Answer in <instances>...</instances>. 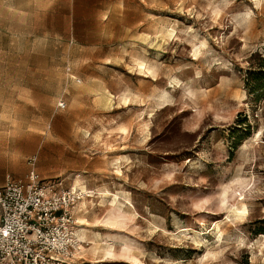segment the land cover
I'll return each instance as SVG.
<instances>
[{
  "label": "rangeland",
  "instance_id": "rangeland-1",
  "mask_svg": "<svg viewBox=\"0 0 264 264\" xmlns=\"http://www.w3.org/2000/svg\"><path fill=\"white\" fill-rule=\"evenodd\" d=\"M252 55L264 0H0V185L35 168L91 192L67 264H264Z\"/></svg>",
  "mask_w": 264,
  "mask_h": 264
},
{
  "label": "built area",
  "instance_id": "built-area-1",
  "mask_svg": "<svg viewBox=\"0 0 264 264\" xmlns=\"http://www.w3.org/2000/svg\"><path fill=\"white\" fill-rule=\"evenodd\" d=\"M80 197L61 177L41 179L35 168L26 180L8 177L0 186V264H67L79 243Z\"/></svg>",
  "mask_w": 264,
  "mask_h": 264
},
{
  "label": "bare ground",
  "instance_id": "bare-ground-1",
  "mask_svg": "<svg viewBox=\"0 0 264 264\" xmlns=\"http://www.w3.org/2000/svg\"><path fill=\"white\" fill-rule=\"evenodd\" d=\"M163 32V31H162ZM175 32V31H174ZM168 34V36H171V35H173V32H168L167 33ZM166 35V34H165ZM194 45V44H193ZM194 54V53H193ZM195 55V54H194ZM138 64V66H140V67H142V68H145L146 67V63H144V62H138L137 63ZM146 69V68H145ZM147 69H148V71L149 72H151L154 76H155V73H154V71H152V69L151 68H149V66L147 67ZM146 69V70H147ZM101 100H105L106 101V103H107V105L108 104H110L111 102H112V94L110 93V92H108V91H104V92H102L101 93ZM166 99V98H165ZM150 121V120H149ZM147 124V123H146ZM146 126V125H145ZM149 127V126H148ZM145 128V127H144ZM145 130V129H144ZM150 130V129H149ZM100 133V132H99ZM106 133V132H105ZM108 134H110V133H108ZM112 134V133H111ZM110 134V135H111ZM109 138V137H108ZM102 140V139H101ZM103 143H105L104 142V139H103ZM107 143V142H106ZM84 184V183H83ZM81 188V190H82V195H83V193L85 192V193H91L90 191H87L86 190V188L84 187V186H82L81 184H80V182L79 181H77L76 182V186L74 187L75 188V190H77V188ZM73 189V188H72ZM74 190V191H75ZM109 193V192H108ZM107 192H100V194H101V198H104L105 196H106V194H108ZM89 197L91 196L90 194L88 195ZM244 199V197L242 198V200ZM95 203V202H94ZM82 205H85L86 204V201L84 200L82 203H81ZM90 208H91V206H90ZM231 213L232 214H234V215H236L238 218H244L245 216H247L248 214H249V209H248V207H247V205L245 204V203H241L239 206H237L236 207V209H233V210H231ZM231 217V215H228L227 217H226V220L227 219H229ZM79 221H80V223H81V226H90V222H89V220H87V219H85V218H79ZM228 221V220H227ZM223 223H224V220H219V221H217L216 222V224H215V226L217 227V229H218V239H217V243H218V248H221L222 246H223V244L225 243V237H224V234H223V232H222V230H221V228H220V226H221V224L223 225ZM217 232V231H216ZM196 235V234H195ZM263 238H264V234L263 235H261ZM77 238H78V241H80V242H82L80 239H79V237H78V234H77ZM243 241H245L244 239H243ZM255 241V240H254ZM262 242V241H261ZM216 243V244H217ZM247 243V242H246ZM97 244V243H96ZM226 244V243H225ZM245 244V243H244ZM248 244V243H247ZM259 244V240H256V242H253V245L252 246H255V245H258ZM259 246V245H258ZM261 246V247H260ZM259 247L261 248L260 249V251H262V252H264L263 251V249H262V247L264 248V244L263 245H260ZM258 247V248H259ZM255 248V247H254ZM257 249V248H256ZM257 251V250H256ZM258 252V251H257Z\"/></svg>",
  "mask_w": 264,
  "mask_h": 264
},
{
  "label": "trees",
  "instance_id": "trees-1",
  "mask_svg": "<svg viewBox=\"0 0 264 264\" xmlns=\"http://www.w3.org/2000/svg\"><path fill=\"white\" fill-rule=\"evenodd\" d=\"M254 59L246 72L245 87L250 94H256L257 98L264 97V56L252 55Z\"/></svg>",
  "mask_w": 264,
  "mask_h": 264
},
{
  "label": "crops",
  "instance_id": "crops-1",
  "mask_svg": "<svg viewBox=\"0 0 264 264\" xmlns=\"http://www.w3.org/2000/svg\"><path fill=\"white\" fill-rule=\"evenodd\" d=\"M8 177H10V176L8 175V176L6 177V180H7ZM11 178H12V177H11ZM12 179H14V180H19V179H15V178H12ZM6 180H5V182H6ZM5 182H4L3 184H1L0 186L4 185ZM0 214H1V210H0Z\"/></svg>",
  "mask_w": 264,
  "mask_h": 264
}]
</instances>
